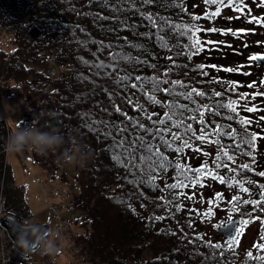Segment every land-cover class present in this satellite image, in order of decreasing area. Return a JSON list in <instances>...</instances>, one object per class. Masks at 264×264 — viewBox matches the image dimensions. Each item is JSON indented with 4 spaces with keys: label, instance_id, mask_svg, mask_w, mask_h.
I'll use <instances>...</instances> for the list:
<instances>
[{
    "label": "trees",
    "instance_id": "16d2710c",
    "mask_svg": "<svg viewBox=\"0 0 264 264\" xmlns=\"http://www.w3.org/2000/svg\"><path fill=\"white\" fill-rule=\"evenodd\" d=\"M175 3H180V0H175ZM112 5L120 10L115 11ZM137 7H140V0H137ZM183 7L187 9L186 12L175 7L173 0H160L159 4L143 5L140 11L158 13L169 17L176 24H195L202 29L215 27V22L224 14L222 8L219 17L205 18L204 13L211 12L216 6L206 5L203 0H183ZM230 14L228 17L224 14L228 24L239 23L236 17L241 15ZM194 15L201 19L193 20ZM141 20L140 14L125 4L124 0H108L107 6L104 0H0V25L10 35L5 45L0 46V81L5 83H0V90L8 94L19 86L30 102L17 126L30 124L42 131L58 130L65 136V144L56 153L50 152L47 156H42L35 152H25L31 154L35 162L48 166V170L54 175L60 169L63 177H66L65 166L68 164L63 163L64 149H68L72 155L75 154V157L77 152L81 158L86 154L88 156L86 166L75 164L82 190L74 191L71 198L72 204L84 211L76 220L81 228L76 230L72 221L68 220L75 245L69 248L72 251H66V248L60 252L81 254L90 264H264L254 258L264 255V252L254 247L255 244L264 242L261 240L264 236V225L260 221L257 225V240L252 246L246 244L245 249H238L236 245L229 247L231 238H226L223 242L207 236L202 230L203 210L199 209L201 203L198 206L194 198L187 199L184 196L173 199L175 193L181 190L165 188V184L175 182L172 168L164 173H157L156 186L129 183L133 178L132 174L112 158L114 153L109 150L111 138L98 137L88 127L93 120L101 119L109 124L119 121L127 123L123 115L115 113L114 105H119L123 112L146 126H151L156 119L153 113L160 114L162 118L163 112L170 110L169 106L174 98L177 105L186 104L189 109H195L196 104L215 108L217 101L226 103L228 99L236 98V92L243 93L250 89L245 87L246 81L241 80L242 72L222 70L226 68L223 63L228 61L225 57L222 60L223 54H219L220 58L211 56L213 44L218 46L217 38L211 32L202 31L198 35L202 42L210 40L214 43L206 45L203 52L189 59L188 49L182 47L189 43L188 37H181L178 32L168 33L165 29L160 33L168 42L169 47L165 48L155 36L149 38L136 35V32L143 33L148 29L147 23L142 24ZM215 28L223 32L228 30ZM235 38L229 42H221L219 47L235 54L241 61L246 47L241 45L242 42H237V45ZM213 52L216 54V49ZM115 53L134 59L113 60ZM47 54L51 55L49 60L58 65L59 69L55 73L48 70ZM168 57L172 59L169 60ZM100 61L105 64H118L119 68L111 75H105V72L112 73L110 68L100 69L97 74L96 65ZM199 64L216 65L221 70L205 67L204 72L208 75H203L197 70ZM126 74L144 78L143 91L130 87L133 82L141 83L139 81L125 82L129 84L127 89L124 84L116 83L117 76ZM152 77L160 81H180L183 86L161 83V89L169 87L173 92H153ZM216 80L222 83H217ZM229 82H237L240 86L235 92L227 91ZM191 88L205 91V96L193 97L196 104L178 95L190 91ZM217 91L223 93V96H214ZM145 93L155 95L164 106L153 104ZM128 96L138 101L143 106V111L128 104L125 99ZM102 108L107 111L101 113ZM173 110L177 113L173 118H183L185 123H191L195 135L199 134L202 127L206 128L209 139H219L220 144L201 142L194 139L193 134H189L185 138L189 139L192 147L184 148L182 153L168 149L164 154L169 160L186 162L192 168L202 167L204 163H192L186 154L191 151L199 152L197 149L203 152L204 145L212 146L213 150H206L208 167L220 175L222 172L224 176H233L240 181V184L231 181L225 183L229 188H236V191L228 196L219 191L223 199H217V193L214 195L215 201L221 200L227 204L233 196H239L241 201L237 206L240 211H236V214L243 220L252 217L264 218V212L253 211L254 205L242 203L245 199L259 200L260 207H264V177L258 174L264 171L263 142L258 140L256 147L251 149L255 164L249 170L240 168L241 163H250V157L242 154L248 148L241 144L239 149L233 151V145L240 142L246 127L239 124V117H249L247 112L241 111L233 120H229L228 116L233 114L226 109L218 110L216 115L205 109V124L201 125L198 116L196 120L189 119L195 115L194 111L184 112L183 117H180L182 110L178 107ZM218 125L222 126L221 134L216 136L213 133ZM230 127L236 130L234 137L223 135ZM247 131L259 132L254 125L247 126ZM180 132L183 134V129ZM9 134L7 121L0 116V183L5 160L4 146ZM221 148L235 155L236 163L230 164V167L236 169L235 172L212 167V162L217 159V150ZM207 181L215 182L213 185L220 183L219 180L204 177L203 186L207 185ZM252 181H257L262 187L260 196H257L256 191L251 194L254 188ZM3 186L7 197L5 210L23 222L35 221L37 217L29 205L24 186L16 183L12 169L3 178ZM241 186L248 191H242ZM198 187L185 188L182 191L195 197ZM211 189L207 199L213 202L207 203V210L216 206L214 198L211 197L214 189ZM177 204L183 205L180 211H176ZM156 217L163 219H155ZM208 242L220 247L209 246ZM34 252L42 253V247ZM248 252L253 253V258L248 257ZM68 263L74 264L72 259Z\"/></svg>",
    "mask_w": 264,
    "mask_h": 264
},
{
    "label": "snow or ice",
    "instance_id": "6c2138e0",
    "mask_svg": "<svg viewBox=\"0 0 264 264\" xmlns=\"http://www.w3.org/2000/svg\"><path fill=\"white\" fill-rule=\"evenodd\" d=\"M160 0H140V7L143 5H151V4H159ZM174 6L179 8L181 12H186L187 9L183 7V0H180V3L176 4L175 0H173ZM206 5H215V10L204 13V17L208 19H215L221 15L222 8H229L240 14L241 16H245L247 22L253 25H260L264 27V17L252 15V9L248 8L245 0H203ZM124 3L127 4L130 8L135 9L136 12L140 14L142 17L141 23H147L148 29L141 33L136 32L138 36H145V37H153L155 36L161 43V45L165 48L169 47L168 42L165 40L164 35L160 33L167 29L168 33L178 32L181 37H188L189 43L182 45L183 48L188 49L187 58H191L205 50L206 45L213 44V41L206 40L201 41L199 38V33L204 32H211L215 33L221 31L222 34H227V32H231L234 36H240L242 33H245L247 30L240 29L237 31H232L228 29L227 32H223L222 30H218L215 27L202 29L195 24H176L174 23L169 17L161 16L158 13L152 12H142L140 11V7H137V0H124ZM258 3L262 8H264V0H258ZM104 4L108 5V0H104ZM115 11H119V7L116 5H112ZM237 19L240 16L236 17ZM104 19H108V17H104ZM193 20H200V16H192ZM229 19H232L229 17ZM130 27L135 28V25H130ZM155 29V31H153ZM167 34V33H166ZM247 46V45H246ZM109 47H111L109 45ZM175 47V45H173ZM230 47V45H229ZM117 58H121L124 60H133V57L130 56H122L120 53H115L113 55V60ZM169 60L172 57H168ZM251 62L256 61H264V54H256L251 55L248 58ZM205 67H210L220 71L221 69L218 68L216 65H204L199 64L197 65V70H199L203 75H208L207 72H204ZM97 74H99L100 69H112V73L105 72V75H111L116 73L117 69L119 68L118 64L108 63L105 64L104 61H100L99 64L96 65ZM243 66L239 68L232 69V68H224L223 71L232 72V71H240ZM244 75H249V73L244 72ZM139 81L141 83H131V89L140 88L142 91L145 87L144 78L141 76H131L130 74H126L124 76H117L116 83L124 84V87L127 89L129 87L127 81ZM217 83H222L220 80H216ZM164 83H173V84H180V81H160L156 77L151 78V89L153 92L162 91L164 93L171 94L173 89L169 87L160 88V84ZM264 84V82H260ZM239 84L237 82H229V88L227 91L235 92L237 88H239ZM257 82L249 83L245 85L250 89L257 88ZM147 99L151 101L155 105H160L161 107L164 106L161 100L157 99L155 95L147 94ZM178 95L184 96L186 99L191 101V103L196 104V101L193 100V97H203L205 96V91L199 90L197 88H191L190 91L181 92ZM235 99H228L226 103L223 101H217L215 108H210L208 105H199L196 104L195 109H189L188 105L180 104L177 105L175 103V98L173 103L169 106L170 110L163 112V116L161 118L160 114L153 113L156 116V119L153 120L151 126H146L144 123L140 122L138 119L129 116L127 112H123L119 105H114L115 113L119 115H123L126 118L127 123L124 121L119 122H111L110 124L101 120H93L88 127L92 128L98 137L101 138H111V143L109 145V150L112 151L114 154L112 158L116 160L119 164H121L128 173L132 174V179L129 183H137L140 184H150L152 186H156V181L158 179L157 173H164L169 168H172L175 172V182L174 183H167L165 184L166 189L170 190H181L176 192L173 196V199L177 197L184 196L187 199H193L194 196H188L187 193H184L182 190L185 188H195V187H202V180L204 177H211L213 180H219L221 184H225L228 182H233L235 184H240L239 180H235L233 176H224L218 174L217 171H213L212 168L208 167L207 162L204 163L202 167L192 168L186 162L179 163L173 162L169 160V158L164 154L165 151L168 149H172L175 153H182L184 148H191L192 145L188 137L189 134H193V138L205 143H214L220 144V140H210L208 136V132L206 128H201L198 135L194 134V130L191 123H185L183 118L174 119L173 117L177 115V113L173 110L175 108H180L182 111L180 113V117H183L184 112L187 111H194L195 115L189 117L191 120H196L197 116L199 117V123L201 125L205 124V116L204 110L206 109L212 115H216L218 110L226 109L233 115H229L228 119L233 120L236 116L239 115V112H247L254 114V117H239V124L242 126H246L245 130L241 134L240 142L233 145V151L240 148V145L243 144L248 148V151L242 153L243 155H247L250 157V163H241L240 168L244 170H249L255 164V159L251 149L256 147V142L258 140L264 141V133L262 132H251L247 131V126H253L254 119L256 124L261 125L264 127V115L255 116V114L264 112V105L257 104L256 101L258 98L264 99V90L261 91H253L235 93ZM214 96L221 97L223 93L217 91L214 92ZM128 104L132 105L134 108L143 111V106L138 103V101H134L130 96L125 97ZM106 109H100L101 113L106 112ZM149 119H152V116H149ZM122 125V126H121ZM222 126H217L216 131L213 135L219 136L221 134ZM175 129V131L173 130ZM180 129H183V134H181ZM236 130L232 129L231 127L227 132H223V135L228 136H235ZM200 151V149H197ZM205 156L208 153H204ZM217 159L212 162V167L214 169L224 168L226 171L235 172L236 169L230 167V164L234 165L236 163V158L234 154H229L227 149H218L217 150ZM220 157H224V160H221ZM191 173V175H189ZM261 177H264V171H260L258 173ZM242 187V186H241ZM242 191L247 192V188L242 187ZM217 199H223L221 194H217ZM241 201L239 196H233L231 198L230 203H232V207L234 211L239 212L240 209L237 206V203ZM171 203V201H169ZM211 203V202H210ZM243 204L245 205H254L255 208L253 211L259 210L264 212V207H260L261 202L259 200H243ZM183 207L182 204L176 205V211H180ZM213 214V209L209 208L203 215L205 217L210 216ZM155 219H163V217H156ZM253 221H260L262 225H264V218L261 217H252L250 219H244L241 221V228L246 227L248 224L252 223ZM239 235V233H237ZM261 240L264 241V236L261 237ZM209 246L219 248L220 245H212L211 242H208ZM236 245V240L232 239L229 242V247H234ZM255 248L264 252V242L258 243L254 245ZM249 258H253V253H247ZM262 262H264V255H260L258 257H254Z\"/></svg>",
    "mask_w": 264,
    "mask_h": 264
},
{
    "label": "rangeland",
    "instance_id": "374dc122",
    "mask_svg": "<svg viewBox=\"0 0 264 264\" xmlns=\"http://www.w3.org/2000/svg\"><path fill=\"white\" fill-rule=\"evenodd\" d=\"M250 2L251 5L250 7L248 6V8L252 9V15H256L260 17L264 15V8L260 6L258 0H250ZM232 11H233L232 9H224V14L227 16L230 13L232 14ZM224 14L221 18H219L217 22H215L216 23L215 25L218 28L230 27L232 28L231 29L232 31H237L240 29H244L247 31L245 33H242L239 36V38L238 36L237 38H235L231 32L230 33L228 32L227 34H222L221 31L218 33H210L216 36L215 38H217L216 42L218 44V46L213 44V48L210 50L211 56L212 57L217 56V58H220L219 54H223L222 60L224 61V57L228 59V61L224 62L223 65L230 66L234 69H236V67L234 66H238V68L240 66H243V68H241V70L239 71L242 72L241 80L242 79L245 80L247 85L252 82H257L258 85L256 89H249L246 92L251 93L254 90L255 91L264 90V84L260 83V82H264V61L259 63V61L251 62L248 59L251 55L255 54L256 52L264 53V27H261L260 25H253L248 23L245 16H240L239 23L235 22L234 24H232L233 22H230L229 25L228 24L229 22L226 20ZM236 15H240V14L236 13ZM5 34H6V38L7 37L9 38V33L4 29L2 25H0V40L5 39ZM232 38H235L237 40L236 43L242 42L243 43V44L241 43L242 46L246 47L245 51L241 55L242 56L240 59L241 61H239L238 58L235 57V54L226 52L225 50H222L224 48L219 47V45H221V42H229L231 41ZM215 49L217 51L216 54L213 52V50ZM244 72L249 73V75H244L243 74ZM0 83L5 84L3 83V81H0ZM23 93H24L23 89H21L18 86L8 94H6L5 92L0 95V104L2 105L3 111L7 113L6 115L7 121L11 125L10 127L8 126L10 128V132L17 128L19 122L18 120L23 115L24 110H22L21 107H18L19 97L22 95L24 96ZM256 103L260 105H264V99L258 98ZM3 111L0 108V116L2 115ZM247 114L249 117H254V114L252 113H247ZM259 115H264V112L255 114V116H259ZM253 125L259 132L264 133V127L256 124L255 119ZM32 127L37 129L35 126ZM262 142H263L262 152L264 153V141ZM208 149L213 150L212 146L204 145L203 152L199 151L192 153L191 151L190 153L186 154V156L188 159H190L192 163L194 162L205 163L209 159L208 155L207 156L204 155V153H207L206 150ZM7 154H8L7 159L10 162V164L9 163L6 164V174L9 172L10 169H12L16 183L22 186L25 185L26 196L28 197L29 205L34 211V216L37 217L38 220L40 221H43L44 219L49 220L51 229L47 232L45 240H50L54 243V238H53L54 221L50 216V210L45 206L44 202L41 199L37 198L36 196V192L38 190H42V186L38 184V182L34 179L35 173L41 174L43 177L50 176L51 179H49L46 182L48 186L55 184L60 186L56 190L57 194L59 195H56L54 197V200L58 201L60 205L61 216H63V218L66 220L68 219L71 220L75 229L79 230L81 226L77 224L76 220L83 215L84 211L81 208L76 207L71 202V198L74 193L72 179L74 174H76L75 163H68L65 166V170L67 172L66 177H63L60 169L55 171V176H51L48 170V166L35 162L31 154H28L24 159H23L24 153H22V159L20 157V154L12 153L9 151H7ZM72 156L75 158V154H73ZM25 162L29 164L30 167H28L25 164ZM223 174L224 173L221 172V175ZM9 176L7 177L9 178ZM214 183L215 182L213 181H207L206 186L196 188L197 191L194 199L198 206L201 203L199 209L203 210V213H205L207 211L205 207L207 203L211 204L213 202L207 199V195H210V192L212 190L211 188H213L214 190L218 188L217 191L214 190L212 191L213 195L211 196L212 198H214L213 200L216 205L212 207L214 209L213 214L205 217L203 216L202 213V217H203V219H201L203 220L202 230H204L207 236L224 242L226 241L227 234L222 233L221 230H217V225L219 222L224 221L233 215L236 216V211L233 212V208L232 206H230V202L224 204L222 203L221 200L215 201L214 195H216L219 191H221L222 193L228 196L230 194H233L236 191V188L232 189L229 188V186H226L225 184H221V183L217 185H213ZM255 191L256 189L253 188L251 190V194H255ZM242 220L243 219L240 216L236 228L237 230L235 232L236 234L232 238L236 240V246L238 249H245L246 247L244 246H246V244L252 246L253 243L257 240V234H258V228H257L258 221H253L252 223L248 224L246 227L241 228ZM237 233H239V235ZM43 243L44 241L42 242V247H43ZM59 259H61V264H66L69 261V259H72L74 264H90V261L85 258H82L81 254L74 255L70 252L60 253Z\"/></svg>",
    "mask_w": 264,
    "mask_h": 264
},
{
    "label": "clouds",
    "instance_id": "9594fccd",
    "mask_svg": "<svg viewBox=\"0 0 264 264\" xmlns=\"http://www.w3.org/2000/svg\"><path fill=\"white\" fill-rule=\"evenodd\" d=\"M65 144V136L58 130L42 131L33 128L30 124L17 128L10 132L5 148L7 151L20 154L25 151L35 152L42 156H47L50 152L56 153ZM63 163H75L81 167L88 162L87 154L81 158L77 152L74 158L68 149H64ZM33 231H36L33 229ZM20 244L25 249L29 248L27 239L21 238ZM42 254L49 256L59 255V249L50 240H44Z\"/></svg>",
    "mask_w": 264,
    "mask_h": 264
},
{
    "label": "built area",
    "instance_id": "2783aa9c",
    "mask_svg": "<svg viewBox=\"0 0 264 264\" xmlns=\"http://www.w3.org/2000/svg\"><path fill=\"white\" fill-rule=\"evenodd\" d=\"M51 71L55 69L52 66ZM37 180H41L40 175H36ZM75 188L80 190L81 184L77 177H74ZM52 191L55 188L51 189ZM48 199V197L46 196ZM5 204V197L0 190V214L3 212V206ZM49 206L54 210V216L56 218L55 222V236L58 239L59 247H73L75 245V241L72 240V231L69 226V223L60 218L59 212L57 211L58 205L54 202H49ZM0 264H58L57 259L53 256H23L17 250H15L7 240V232L4 227L0 224Z\"/></svg>",
    "mask_w": 264,
    "mask_h": 264
},
{
    "label": "water",
    "instance_id": "95a60500",
    "mask_svg": "<svg viewBox=\"0 0 264 264\" xmlns=\"http://www.w3.org/2000/svg\"><path fill=\"white\" fill-rule=\"evenodd\" d=\"M253 185L257 187L258 195H260V189L257 183L254 181ZM238 216L230 217L228 220L221 222L217 227L218 230H222L229 237L234 236L236 232V226L238 224ZM0 221L8 229L12 239L14 240V245L17 250L23 254H29L30 248L35 249L42 241V237L46 234L48 227V222H35V223H23L15 215L4 212L0 215ZM35 229L36 231H33ZM21 238L27 239L29 243V248L25 249L21 246Z\"/></svg>",
    "mask_w": 264,
    "mask_h": 264
},
{
    "label": "bare ground",
    "instance_id": "6f19581e",
    "mask_svg": "<svg viewBox=\"0 0 264 264\" xmlns=\"http://www.w3.org/2000/svg\"><path fill=\"white\" fill-rule=\"evenodd\" d=\"M232 12H233V11H232ZM230 15H231V14H230ZM227 17H228V16H227ZM227 17H226V18H227ZM205 21H206V20H205ZM241 22H242V21H241ZM234 23H235V22H234ZM227 33H228V32H227ZM229 33H230V32H229ZM232 41H233V40H232ZM247 43H250V42H247ZM236 44L238 45V43H236ZM239 44H240V43H239ZM242 44H243V43H242ZM242 44H241V45H242ZM237 45H235V46H237Z\"/></svg>",
    "mask_w": 264,
    "mask_h": 264
}]
</instances>
